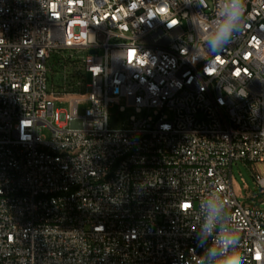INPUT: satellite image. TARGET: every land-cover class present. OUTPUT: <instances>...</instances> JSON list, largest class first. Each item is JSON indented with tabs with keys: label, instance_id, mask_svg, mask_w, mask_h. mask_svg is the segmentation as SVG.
Listing matches in <instances>:
<instances>
[{
	"label": "built area",
	"instance_id": "2783aa9c",
	"mask_svg": "<svg viewBox=\"0 0 264 264\" xmlns=\"http://www.w3.org/2000/svg\"><path fill=\"white\" fill-rule=\"evenodd\" d=\"M244 2L212 51L227 0H0V264H200L213 194L204 248L238 229L264 264V210L232 181L264 162V0ZM123 99L136 114L110 130Z\"/></svg>",
	"mask_w": 264,
	"mask_h": 264
},
{
	"label": "clouds",
	"instance_id": "9594fccd",
	"mask_svg": "<svg viewBox=\"0 0 264 264\" xmlns=\"http://www.w3.org/2000/svg\"><path fill=\"white\" fill-rule=\"evenodd\" d=\"M246 5L244 0H227L222 10V19L213 33L207 38V43L212 51L220 47L234 31H237L242 24ZM134 52V51H133ZM203 213V222L200 225L201 231L198 234L197 246L203 248L200 255V264H242V258L236 252L239 243L238 229H229L222 226L213 237L208 246L207 238L213 235L217 225L224 222V201L219 195H210L200 205ZM256 259L260 258L257 252Z\"/></svg>",
	"mask_w": 264,
	"mask_h": 264
},
{
	"label": "rangeland",
	"instance_id": "374dc122",
	"mask_svg": "<svg viewBox=\"0 0 264 264\" xmlns=\"http://www.w3.org/2000/svg\"><path fill=\"white\" fill-rule=\"evenodd\" d=\"M56 79L59 80L58 77ZM56 107L63 111H68L70 108L68 102L57 103ZM120 107L125 108V111L121 112ZM80 113H83V109L80 110ZM135 114L134 109L127 100L123 99L120 106L116 105L110 109L109 129L122 130L128 128L130 126V118ZM255 171L264 177V162L255 165L235 162L232 167L233 187L241 204L258 206L264 210V192H262L256 181Z\"/></svg>",
	"mask_w": 264,
	"mask_h": 264
},
{
	"label": "bare ground",
	"instance_id": "6f19581e",
	"mask_svg": "<svg viewBox=\"0 0 264 264\" xmlns=\"http://www.w3.org/2000/svg\"><path fill=\"white\" fill-rule=\"evenodd\" d=\"M30 58L35 64H45L49 61V51L43 46H34L30 50Z\"/></svg>",
	"mask_w": 264,
	"mask_h": 264
}]
</instances>
